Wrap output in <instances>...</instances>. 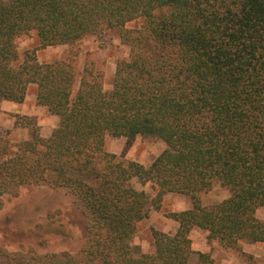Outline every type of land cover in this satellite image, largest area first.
Segmentation results:
<instances>
[{
  "label": "trees",
  "instance_id": "trees-1",
  "mask_svg": "<svg viewBox=\"0 0 264 264\" xmlns=\"http://www.w3.org/2000/svg\"><path fill=\"white\" fill-rule=\"evenodd\" d=\"M32 33L43 49L113 33L130 57L112 90L89 68L74 94L68 62L21 58L16 41ZM32 85L59 123L44 140L34 119H18L32 138L15 153L0 136V209L24 186L69 190L89 241L64 264H189L194 228L228 248L264 245V0H0V103H23ZM107 136L155 138L167 149L145 168L107 152ZM215 184L230 196L204 206L200 195ZM172 193L192 208L172 215V235L154 233L155 254L135 258L137 224ZM197 264L216 263L200 253Z\"/></svg>",
  "mask_w": 264,
  "mask_h": 264
},
{
  "label": "rangeland",
  "instance_id": "rangeland-1",
  "mask_svg": "<svg viewBox=\"0 0 264 264\" xmlns=\"http://www.w3.org/2000/svg\"><path fill=\"white\" fill-rule=\"evenodd\" d=\"M142 20L127 27L138 28ZM21 58L26 51L35 52L40 63L68 62L75 70L77 92L81 77L86 69H93L103 75V86L110 91L119 63L129 60L130 50L116 34L103 37H86L72 45L50 46L45 49L32 33L16 41ZM20 118H32L39 127L44 140H48L58 126L59 118L37 104V86L29 87L23 103H0V136L16 147L32 138V129L16 128ZM22 120V119H21ZM26 120H22L25 123ZM167 149V145L155 138H127L107 136L105 150L119 160L136 162L150 168ZM137 190L151 194V185L134 182ZM230 196V191L219 184L202 193L204 206H213ZM192 208L190 197L182 194H167L159 210L150 208L148 216L139 222L132 240L135 258L155 254L154 233L172 235L179 227L173 219L174 213ZM264 221V208L257 212ZM193 255L189 264H197L200 253L210 254L216 264H264V245L240 242L238 248L225 247L220 241H209L208 232L198 228L191 231ZM87 219L76 204L74 195L64 188L48 186H24L15 193L3 197L0 209V264H46L45 258L54 257V264H64L70 257L83 254L88 245ZM49 264V263H48Z\"/></svg>",
  "mask_w": 264,
  "mask_h": 264
}]
</instances>
